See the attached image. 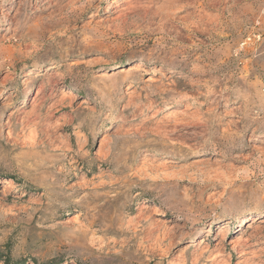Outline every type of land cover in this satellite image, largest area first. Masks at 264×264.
Segmentation results:
<instances>
[{"label":"rangeland","instance_id":"obj_1","mask_svg":"<svg viewBox=\"0 0 264 264\" xmlns=\"http://www.w3.org/2000/svg\"><path fill=\"white\" fill-rule=\"evenodd\" d=\"M263 11L0 0V264H264Z\"/></svg>","mask_w":264,"mask_h":264},{"label":"bare ground","instance_id":"obj_2","mask_svg":"<svg viewBox=\"0 0 264 264\" xmlns=\"http://www.w3.org/2000/svg\"><path fill=\"white\" fill-rule=\"evenodd\" d=\"M250 41V40H249ZM244 45V44H243ZM139 68L141 67H134L132 69H129L128 71H133V70H139ZM83 104V103H82ZM189 108V107H188ZM189 109H185V111H187ZM262 223H264V220L261 221ZM203 241L200 242V244H202ZM233 245V249L238 248V246L242 243V237H238L237 239H235L234 241L230 242ZM243 251V250H242ZM242 251H240L242 253ZM244 252V251H243Z\"/></svg>","mask_w":264,"mask_h":264},{"label":"built area","instance_id":"obj_3","mask_svg":"<svg viewBox=\"0 0 264 264\" xmlns=\"http://www.w3.org/2000/svg\"><path fill=\"white\" fill-rule=\"evenodd\" d=\"M263 14H264V11H263ZM260 37H261V36H260L259 34H257V35H255V36H253V38H254V39H256L257 41H259V40H260Z\"/></svg>","mask_w":264,"mask_h":264}]
</instances>
